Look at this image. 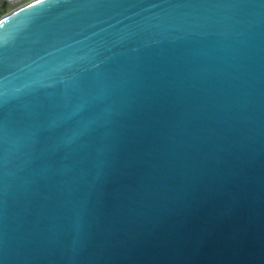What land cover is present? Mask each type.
Segmentation results:
<instances>
[{
	"label": "water",
	"instance_id": "1",
	"mask_svg": "<svg viewBox=\"0 0 264 264\" xmlns=\"http://www.w3.org/2000/svg\"><path fill=\"white\" fill-rule=\"evenodd\" d=\"M0 264H264V0L1 16Z\"/></svg>",
	"mask_w": 264,
	"mask_h": 264
},
{
	"label": "rangeland",
	"instance_id": "2",
	"mask_svg": "<svg viewBox=\"0 0 264 264\" xmlns=\"http://www.w3.org/2000/svg\"><path fill=\"white\" fill-rule=\"evenodd\" d=\"M25 2H27V0H15V1L1 0L0 17L5 15L9 11L13 10L14 8L18 7L22 3L24 4Z\"/></svg>",
	"mask_w": 264,
	"mask_h": 264
},
{
	"label": "snow or ice",
	"instance_id": "3",
	"mask_svg": "<svg viewBox=\"0 0 264 264\" xmlns=\"http://www.w3.org/2000/svg\"><path fill=\"white\" fill-rule=\"evenodd\" d=\"M34 2H35V3H39V0H34ZM22 10H23V9H22ZM22 10H21V11H22Z\"/></svg>",
	"mask_w": 264,
	"mask_h": 264
},
{
	"label": "bare ground",
	"instance_id": "4",
	"mask_svg": "<svg viewBox=\"0 0 264 264\" xmlns=\"http://www.w3.org/2000/svg\"><path fill=\"white\" fill-rule=\"evenodd\" d=\"M12 1H15V0H12ZM29 1H31V0H29ZM27 2H28V0H27ZM25 3H26V2H25ZM22 4H23V3H22ZM22 4H21V5H22ZM19 6H20V5H19Z\"/></svg>",
	"mask_w": 264,
	"mask_h": 264
}]
</instances>
